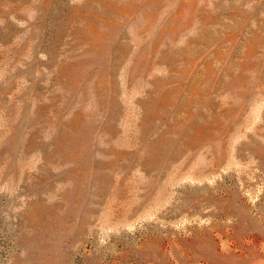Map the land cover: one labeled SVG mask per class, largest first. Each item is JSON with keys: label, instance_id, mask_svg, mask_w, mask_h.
<instances>
[{"label": "rangeland", "instance_id": "1", "mask_svg": "<svg viewBox=\"0 0 264 264\" xmlns=\"http://www.w3.org/2000/svg\"><path fill=\"white\" fill-rule=\"evenodd\" d=\"M0 264H264V0H0Z\"/></svg>", "mask_w": 264, "mask_h": 264}]
</instances>
